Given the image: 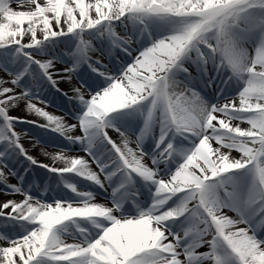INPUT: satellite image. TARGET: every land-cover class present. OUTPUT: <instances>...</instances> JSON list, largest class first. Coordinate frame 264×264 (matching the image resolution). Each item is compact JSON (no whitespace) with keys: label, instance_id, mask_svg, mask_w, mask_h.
I'll use <instances>...</instances> for the list:
<instances>
[{"label":"snow or ice","instance_id":"obj_1","mask_svg":"<svg viewBox=\"0 0 264 264\" xmlns=\"http://www.w3.org/2000/svg\"><path fill=\"white\" fill-rule=\"evenodd\" d=\"M0 194V264H264V0H0Z\"/></svg>","mask_w":264,"mask_h":264},{"label":"rangeland","instance_id":"obj_2","mask_svg":"<svg viewBox=\"0 0 264 264\" xmlns=\"http://www.w3.org/2000/svg\"><path fill=\"white\" fill-rule=\"evenodd\" d=\"M53 91L44 92L45 95L42 99L47 100L50 105H47V106L43 105V106L45 108L59 110V108H57V106H55L54 103H57V102L60 103V102H62V99L61 98L58 99V95H55V93L53 94ZM60 111L62 113H64V111H62V110H60ZM22 125H24L26 127V128L22 127V129L28 131L29 136L33 137L35 140H39V138L45 139L46 141H44V142L39 141L45 147H48L52 150H57V148L64 147L66 145L65 142L61 143V141L63 140L62 137H60L59 139H56V137H57L56 133H46V130L37 129L35 126L29 125V124H22ZM31 141H33V140H31Z\"/></svg>","mask_w":264,"mask_h":264},{"label":"bare ground","instance_id":"obj_3","mask_svg":"<svg viewBox=\"0 0 264 264\" xmlns=\"http://www.w3.org/2000/svg\"><path fill=\"white\" fill-rule=\"evenodd\" d=\"M60 87L63 88V89H65V90H67L68 85L62 83L60 85ZM53 94H54V91H53ZM55 95H58V94H55ZM43 97H44V95L41 96V98H43ZM58 99H60V96L59 95H58ZM55 105H57V107L59 108V110L45 108L43 105H41V104H39L37 102V106L38 107H43L44 110L45 111H48L50 114L55 115V116H64V113H62L60 111V110H62V111H67L68 110V108L65 105L64 101H62L60 104H55ZM13 115L25 116L27 119H35V120H38V122H44L41 118L35 117L34 115H30V114H28L26 112H16V113H13ZM39 141L40 142H44L46 140L45 139H42V138H39ZM32 143H33V141H31V140H25V145L27 147H29V148H31ZM65 143H67V142H65ZM40 146H43V145L40 143ZM43 147H45V146H43ZM71 148L74 151H79L80 150V145H71ZM47 150L50 151V152H55L56 151V150H52L50 148H48ZM32 154L35 155V156H37L42 162L50 163V159L49 158L44 157V156L41 155V151H40V147L39 146H37L36 148H33L32 149ZM81 155H83V154L81 153ZM21 171H22V169H21ZM40 172L43 173L44 170H40ZM33 175L35 176V173ZM12 182H15V181L13 180ZM4 198H5L4 194H0V199H4ZM8 198H12V197H8Z\"/></svg>","mask_w":264,"mask_h":264}]
</instances>
